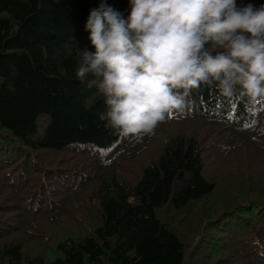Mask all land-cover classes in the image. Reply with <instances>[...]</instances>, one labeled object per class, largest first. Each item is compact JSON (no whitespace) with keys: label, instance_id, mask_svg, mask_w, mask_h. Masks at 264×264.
<instances>
[{"label":"trees","instance_id":"1","mask_svg":"<svg viewBox=\"0 0 264 264\" xmlns=\"http://www.w3.org/2000/svg\"><path fill=\"white\" fill-rule=\"evenodd\" d=\"M100 2L0 0V264H264V99L201 86L121 139L76 76Z\"/></svg>","mask_w":264,"mask_h":264},{"label":"clouds","instance_id":"2","mask_svg":"<svg viewBox=\"0 0 264 264\" xmlns=\"http://www.w3.org/2000/svg\"><path fill=\"white\" fill-rule=\"evenodd\" d=\"M127 20L101 0L76 76L105 97V127L135 143L155 133L191 90L264 99V5L236 0H129ZM264 133V128L260 130Z\"/></svg>","mask_w":264,"mask_h":264}]
</instances>
